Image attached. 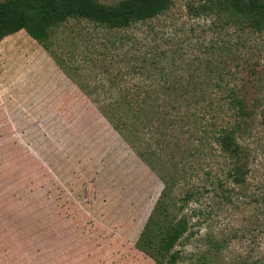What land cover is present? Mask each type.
I'll list each match as a JSON object with an SVG mask.
<instances>
[{
	"label": "rangeland",
	"instance_id": "374dc122",
	"mask_svg": "<svg viewBox=\"0 0 264 264\" xmlns=\"http://www.w3.org/2000/svg\"><path fill=\"white\" fill-rule=\"evenodd\" d=\"M173 1L149 26L108 30L70 20L53 38L63 43L71 33L81 50L84 43L96 50V64L81 51L75 56L91 69L92 84L100 79L101 44L124 61L133 52L132 63H141L163 49L202 53L196 41H228L242 81L264 106V32L213 30L220 19L188 13L187 3L201 0ZM58 51L63 56L66 49ZM158 58L166 63L168 56ZM144 76L124 77L142 82ZM243 143L250 155L245 187L232 203L205 193L197 206L205 219L176 246L195 259L203 252L213 264H264V126L256 121ZM161 188L157 175L24 30L0 42V264H156L134 243ZM215 242H223L222 252Z\"/></svg>",
	"mask_w": 264,
	"mask_h": 264
},
{
	"label": "trees",
	"instance_id": "16d2710c",
	"mask_svg": "<svg viewBox=\"0 0 264 264\" xmlns=\"http://www.w3.org/2000/svg\"><path fill=\"white\" fill-rule=\"evenodd\" d=\"M173 5V0L110 4L100 0H0V42L24 30L161 181L135 248L156 264H213L206 253L200 252L195 259V254L176 246L205 219V210L197 207L205 193L232 203L237 189L245 187L250 155L243 142L252 135L256 121L264 126V106L248 91L249 81H242L241 64L233 61L229 42L196 41L202 53L200 49L197 53L163 49L155 55L168 56L166 63L158 57L132 63L133 52L124 61L121 53L101 44L97 50L100 72L96 73L100 79L92 84L91 69L75 56L81 51L82 58L96 64L91 58L96 50L85 43L81 50L74 39L69 40L75 37L71 33L63 43L53 38L61 26L68 28L70 20H86L108 30L149 26ZM187 7L192 17L220 19L211 23L213 30L236 27L264 32V0H201L188 2ZM61 47L66 49L63 56L58 51ZM127 74L129 80L145 76L142 82H133L124 77ZM259 199L264 210V191ZM214 244L222 252L223 242Z\"/></svg>",
	"mask_w": 264,
	"mask_h": 264
}]
</instances>
